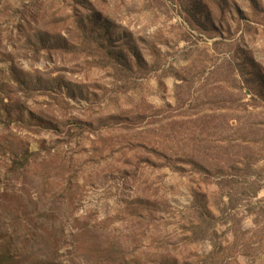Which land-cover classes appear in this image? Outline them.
<instances>
[{"label":"rangeland","instance_id":"rangeland-1","mask_svg":"<svg viewBox=\"0 0 264 264\" xmlns=\"http://www.w3.org/2000/svg\"><path fill=\"white\" fill-rule=\"evenodd\" d=\"M0 264H264V0H0Z\"/></svg>","mask_w":264,"mask_h":264}]
</instances>
